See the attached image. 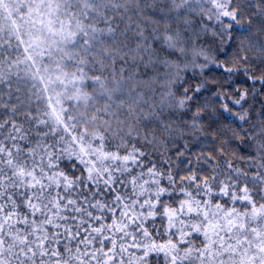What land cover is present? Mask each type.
Here are the masks:
<instances>
[{
    "label": "snow or ice",
    "instance_id": "snow-or-ice-1",
    "mask_svg": "<svg viewBox=\"0 0 264 264\" xmlns=\"http://www.w3.org/2000/svg\"><path fill=\"white\" fill-rule=\"evenodd\" d=\"M0 264H264V0H0Z\"/></svg>",
    "mask_w": 264,
    "mask_h": 264
}]
</instances>
